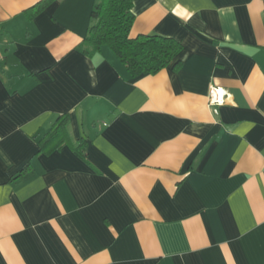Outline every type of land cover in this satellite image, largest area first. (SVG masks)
<instances>
[{"label":"crops","instance_id":"obj_1","mask_svg":"<svg viewBox=\"0 0 264 264\" xmlns=\"http://www.w3.org/2000/svg\"><path fill=\"white\" fill-rule=\"evenodd\" d=\"M96 2L0 0V264H264V0H133L182 45L136 77Z\"/></svg>","mask_w":264,"mask_h":264},{"label":"trees","instance_id":"obj_2","mask_svg":"<svg viewBox=\"0 0 264 264\" xmlns=\"http://www.w3.org/2000/svg\"><path fill=\"white\" fill-rule=\"evenodd\" d=\"M133 0H97L91 10V24L82 46L85 52L107 46L133 77L154 74L176 61L182 50L179 41L160 35H131ZM42 7L35 8V13ZM66 115H60L39 140V151L59 148L67 141ZM81 145L75 152L83 156Z\"/></svg>","mask_w":264,"mask_h":264},{"label":"built area","instance_id":"obj_3","mask_svg":"<svg viewBox=\"0 0 264 264\" xmlns=\"http://www.w3.org/2000/svg\"><path fill=\"white\" fill-rule=\"evenodd\" d=\"M224 95H225V91L220 89V88H217V89H212L211 91V102H218V103H221L223 101V98H224Z\"/></svg>","mask_w":264,"mask_h":264}]
</instances>
